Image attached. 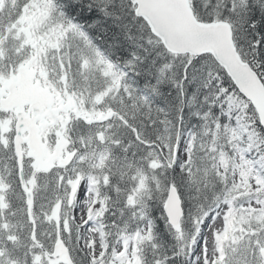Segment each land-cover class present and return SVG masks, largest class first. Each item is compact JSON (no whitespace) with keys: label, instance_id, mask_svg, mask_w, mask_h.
<instances>
[{"label":"snow or ice","instance_id":"1","mask_svg":"<svg viewBox=\"0 0 264 264\" xmlns=\"http://www.w3.org/2000/svg\"><path fill=\"white\" fill-rule=\"evenodd\" d=\"M0 264H264V0H0Z\"/></svg>","mask_w":264,"mask_h":264}]
</instances>
